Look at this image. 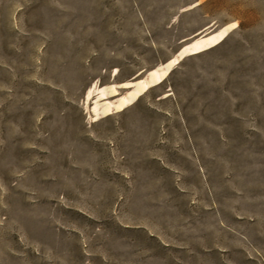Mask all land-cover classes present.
Masks as SVG:
<instances>
[{
    "label": "rangeland",
    "instance_id": "rangeland-1",
    "mask_svg": "<svg viewBox=\"0 0 264 264\" xmlns=\"http://www.w3.org/2000/svg\"><path fill=\"white\" fill-rule=\"evenodd\" d=\"M0 264H264V0H0Z\"/></svg>",
    "mask_w": 264,
    "mask_h": 264
},
{
    "label": "bare ground",
    "instance_id": "bare-ground-1",
    "mask_svg": "<svg viewBox=\"0 0 264 264\" xmlns=\"http://www.w3.org/2000/svg\"><path fill=\"white\" fill-rule=\"evenodd\" d=\"M209 42H210V41H208V42H207V41H205V43H204V45H203V46H206V45H208V44H209ZM200 46H201V45H198V46H196V45H195V46H191V49H192V50H196V48H197V47H200Z\"/></svg>",
    "mask_w": 264,
    "mask_h": 264
}]
</instances>
